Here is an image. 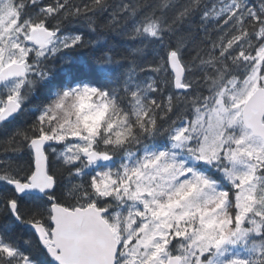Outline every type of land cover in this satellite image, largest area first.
<instances>
[{"label": "snow or ice", "instance_id": "snow-or-ice-1", "mask_svg": "<svg viewBox=\"0 0 264 264\" xmlns=\"http://www.w3.org/2000/svg\"><path fill=\"white\" fill-rule=\"evenodd\" d=\"M0 264H264V0H0Z\"/></svg>", "mask_w": 264, "mask_h": 264}, {"label": "trees", "instance_id": "trees-1", "mask_svg": "<svg viewBox=\"0 0 264 264\" xmlns=\"http://www.w3.org/2000/svg\"><path fill=\"white\" fill-rule=\"evenodd\" d=\"M109 41L112 42V43L116 42L115 40L112 39V37H109Z\"/></svg>", "mask_w": 264, "mask_h": 264}]
</instances>
